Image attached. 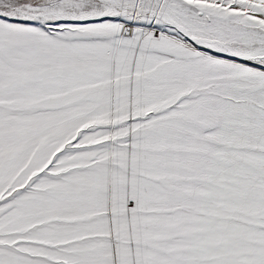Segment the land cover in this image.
I'll return each instance as SVG.
<instances>
[{"label": "rangeland", "instance_id": "374dc122", "mask_svg": "<svg viewBox=\"0 0 264 264\" xmlns=\"http://www.w3.org/2000/svg\"><path fill=\"white\" fill-rule=\"evenodd\" d=\"M0 264H264V0H0Z\"/></svg>", "mask_w": 264, "mask_h": 264}, {"label": "built area", "instance_id": "2783aa9c", "mask_svg": "<svg viewBox=\"0 0 264 264\" xmlns=\"http://www.w3.org/2000/svg\"><path fill=\"white\" fill-rule=\"evenodd\" d=\"M130 30V26L129 25H125L124 27H123V31H129Z\"/></svg>", "mask_w": 264, "mask_h": 264}, {"label": "bare ground", "instance_id": "6f19581e", "mask_svg": "<svg viewBox=\"0 0 264 264\" xmlns=\"http://www.w3.org/2000/svg\"><path fill=\"white\" fill-rule=\"evenodd\" d=\"M101 1H105V0H101ZM110 2V1H109ZM113 3V2H112ZM115 3H117V2H115Z\"/></svg>", "mask_w": 264, "mask_h": 264}]
</instances>
